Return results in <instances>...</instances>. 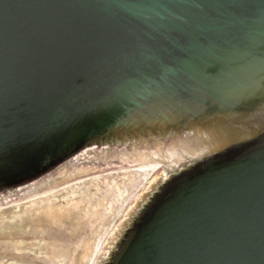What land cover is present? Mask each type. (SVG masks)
I'll return each mask as SVG.
<instances>
[{
  "label": "water",
  "instance_id": "1",
  "mask_svg": "<svg viewBox=\"0 0 264 264\" xmlns=\"http://www.w3.org/2000/svg\"><path fill=\"white\" fill-rule=\"evenodd\" d=\"M0 155V204L165 158L94 264H264V0H0Z\"/></svg>",
  "mask_w": 264,
  "mask_h": 264
},
{
  "label": "rangeland",
  "instance_id": "2",
  "mask_svg": "<svg viewBox=\"0 0 264 264\" xmlns=\"http://www.w3.org/2000/svg\"><path fill=\"white\" fill-rule=\"evenodd\" d=\"M164 160L94 174L24 201L0 204V264H94L133 195L156 171L145 177L140 167L160 166ZM116 185L125 188L126 198L112 203L108 212ZM49 204L51 211H45Z\"/></svg>",
  "mask_w": 264,
  "mask_h": 264
},
{
  "label": "bare ground",
  "instance_id": "3",
  "mask_svg": "<svg viewBox=\"0 0 264 264\" xmlns=\"http://www.w3.org/2000/svg\"><path fill=\"white\" fill-rule=\"evenodd\" d=\"M157 167H159V163H148L146 165H143L140 167V169L144 172V176L145 177H148V175L150 174V171H153L155 169H157ZM115 183V182H114ZM110 185V184H109ZM108 185V186H109ZM113 188V187H112ZM111 188V189H112ZM110 189V188H109ZM125 188L123 190L120 189V187H118V185L115 186V188L113 189V199L111 201V203H109L108 207H107V211L109 212L111 210V205L112 203H115V202H121V201H124L125 198H126V195H125ZM128 192V191H127ZM128 194V193H127ZM74 196V195H73ZM69 201V200H68ZM119 204V203H118ZM71 206V205H70ZM74 206V205H73ZM117 206V204L115 205ZM76 207V206H75ZM74 207V208H75ZM51 208H52V204L50 205H47V209H45V211H51ZM61 209V208H60ZM67 211V210H66ZM95 211V210H94Z\"/></svg>",
  "mask_w": 264,
  "mask_h": 264
},
{
  "label": "snow or ice",
  "instance_id": "4",
  "mask_svg": "<svg viewBox=\"0 0 264 264\" xmlns=\"http://www.w3.org/2000/svg\"><path fill=\"white\" fill-rule=\"evenodd\" d=\"M70 155V153H68ZM32 163L29 159H21L16 161L8 162L4 159L2 155H0V180L5 179L6 170L9 167H15L17 169L23 170L30 166Z\"/></svg>",
  "mask_w": 264,
  "mask_h": 264
}]
</instances>
